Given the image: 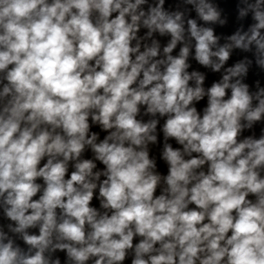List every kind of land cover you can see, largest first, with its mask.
Masks as SVG:
<instances>
[{
  "label": "clouds",
  "instance_id": "obj_1",
  "mask_svg": "<svg viewBox=\"0 0 264 264\" xmlns=\"http://www.w3.org/2000/svg\"><path fill=\"white\" fill-rule=\"evenodd\" d=\"M0 264H264V0H0Z\"/></svg>",
  "mask_w": 264,
  "mask_h": 264
}]
</instances>
